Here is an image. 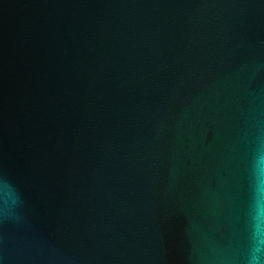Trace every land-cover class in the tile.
<instances>
[{"label": "water", "instance_id": "water-1", "mask_svg": "<svg viewBox=\"0 0 264 264\" xmlns=\"http://www.w3.org/2000/svg\"><path fill=\"white\" fill-rule=\"evenodd\" d=\"M5 183L0 264H247L264 0H0Z\"/></svg>", "mask_w": 264, "mask_h": 264}, {"label": "clouds", "instance_id": "clouds-1", "mask_svg": "<svg viewBox=\"0 0 264 264\" xmlns=\"http://www.w3.org/2000/svg\"><path fill=\"white\" fill-rule=\"evenodd\" d=\"M3 196L5 198L6 203L11 202L15 203L13 199V193L10 186L5 183L2 185ZM264 256V239L262 236L258 235L252 242L251 247L249 249V254L247 256V264H261V258Z\"/></svg>", "mask_w": 264, "mask_h": 264}]
</instances>
